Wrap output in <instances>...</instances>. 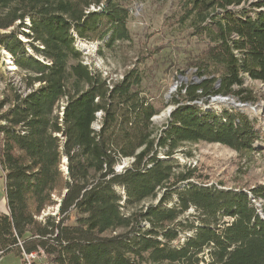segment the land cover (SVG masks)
I'll use <instances>...</instances> for the list:
<instances>
[{
	"label": "trees",
	"instance_id": "trees-1",
	"mask_svg": "<svg viewBox=\"0 0 264 264\" xmlns=\"http://www.w3.org/2000/svg\"><path fill=\"white\" fill-rule=\"evenodd\" d=\"M133 1L0 0V58L6 50L22 72L20 84L5 80L0 97L7 206L0 257L264 264V217L255 204L264 200V182L247 190L208 184L194 166L178 169L173 158L187 142L236 152L257 147L259 133L246 113L199 103L213 96L255 100L244 83L264 82V0L239 11L232 6L247 0H175L172 24L203 45L186 61L199 80L177 88L161 126L153 117L162 107L141 87V59L108 78L75 47L76 40L96 41L102 53L129 41ZM123 159L129 163L115 169ZM49 207H57L55 214L43 215ZM189 208L194 218L182 217Z\"/></svg>",
	"mask_w": 264,
	"mask_h": 264
},
{
	"label": "rangeland",
	"instance_id": "rangeland-1",
	"mask_svg": "<svg viewBox=\"0 0 264 264\" xmlns=\"http://www.w3.org/2000/svg\"><path fill=\"white\" fill-rule=\"evenodd\" d=\"M256 0H247L240 6H232L231 9L239 11L248 8L249 4ZM132 16L128 22L131 39L116 45L114 49H103L98 53L99 43L96 41L76 40L75 47L82 52L84 62L96 68L103 76L118 78L124 69L137 64L144 68L145 77L142 82V90L160 104L159 114L153 117L157 126H161L168 112L172 108L166 105L177 88L191 80L199 78L191 67H186L187 55L198 52L203 43L201 39L191 37L186 30L179 29L172 24L173 12L176 9L175 0H147L133 1L131 6ZM171 24V25H170ZM21 39L26 40L22 35ZM81 43L87 47L81 48ZM161 47L156 52H150L154 47ZM31 52V49H29ZM150 54L143 58V55ZM0 97L5 80H12L14 84H20L22 72L13 63L11 55L4 49L0 58ZM244 85L252 89L255 100L240 102L236 97L228 96L224 100L210 97L209 101L199 103L201 106L220 111L223 108L235 107L246 113L254 122L259 137L255 142L257 147L250 152H236L235 150L219 143H184L173 154L174 164L181 169L184 165L196 168L204 182L208 184H222L226 188H243L264 182V82L246 79ZM225 97V96H224ZM244 103V104H243ZM238 104V105H237ZM97 125V124H96ZM161 157L164 155L160 154ZM129 163L123 159L116 164L115 169L121 170ZM64 168V166L62 167ZM121 191V190H119ZM254 201V200H253ZM148 202H156L150 200ZM259 212L264 217V200L255 201ZM5 205L4 180L0 176V207ZM57 207H49L42 214H55ZM194 208H189L182 217L194 218ZM35 258L33 264H43ZM17 256L11 252L3 255L0 264H20ZM145 264H167L145 263Z\"/></svg>",
	"mask_w": 264,
	"mask_h": 264
},
{
	"label": "built area",
	"instance_id": "built-area-1",
	"mask_svg": "<svg viewBox=\"0 0 264 264\" xmlns=\"http://www.w3.org/2000/svg\"><path fill=\"white\" fill-rule=\"evenodd\" d=\"M130 11H131V13L133 12L132 8L130 9ZM35 258H37V253L36 252H31V253L23 252L20 264H33V260Z\"/></svg>",
	"mask_w": 264,
	"mask_h": 264
},
{
	"label": "crops",
	"instance_id": "crops-1",
	"mask_svg": "<svg viewBox=\"0 0 264 264\" xmlns=\"http://www.w3.org/2000/svg\"><path fill=\"white\" fill-rule=\"evenodd\" d=\"M7 209V206H6V201H5V205L4 206H1L0 207V213H6V210ZM12 253V252H11ZM13 254V253H12ZM17 256V255H16ZM1 257H3V255L1 256ZM1 257H0V259H1ZM17 258H18V262H20L21 261V257H19V256H17ZM19 264V263H18Z\"/></svg>",
	"mask_w": 264,
	"mask_h": 264
},
{
	"label": "bare ground",
	"instance_id": "bare-ground-1",
	"mask_svg": "<svg viewBox=\"0 0 264 264\" xmlns=\"http://www.w3.org/2000/svg\"><path fill=\"white\" fill-rule=\"evenodd\" d=\"M85 47H87L84 43H81V48H85ZM214 97V99H219V100H224V99H226V98H228V96H213ZM212 97V98H213Z\"/></svg>",
	"mask_w": 264,
	"mask_h": 264
},
{
	"label": "water",
	"instance_id": "water-1",
	"mask_svg": "<svg viewBox=\"0 0 264 264\" xmlns=\"http://www.w3.org/2000/svg\"><path fill=\"white\" fill-rule=\"evenodd\" d=\"M237 105H238V104H237ZM169 112H170V111H169ZM169 112H168V113H169Z\"/></svg>",
	"mask_w": 264,
	"mask_h": 264
}]
</instances>
